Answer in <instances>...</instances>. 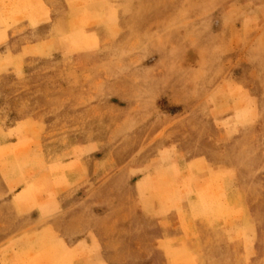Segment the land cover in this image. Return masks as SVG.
Segmentation results:
<instances>
[{
  "label": "rangeland",
  "instance_id": "rangeland-1",
  "mask_svg": "<svg viewBox=\"0 0 264 264\" xmlns=\"http://www.w3.org/2000/svg\"><path fill=\"white\" fill-rule=\"evenodd\" d=\"M77 261L264 264V0H0V264Z\"/></svg>",
  "mask_w": 264,
  "mask_h": 264
},
{
  "label": "crops",
  "instance_id": "crops-1",
  "mask_svg": "<svg viewBox=\"0 0 264 264\" xmlns=\"http://www.w3.org/2000/svg\"><path fill=\"white\" fill-rule=\"evenodd\" d=\"M74 244V243H73ZM68 251H69V254L70 255H73L74 254V252L76 251V246H70V247H68V249H67ZM75 264H82V262H76Z\"/></svg>",
  "mask_w": 264,
  "mask_h": 264
}]
</instances>
